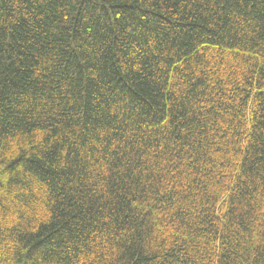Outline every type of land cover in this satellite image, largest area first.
<instances>
[{
  "label": "trees",
  "instance_id": "1",
  "mask_svg": "<svg viewBox=\"0 0 264 264\" xmlns=\"http://www.w3.org/2000/svg\"><path fill=\"white\" fill-rule=\"evenodd\" d=\"M0 264H264V0H0Z\"/></svg>",
  "mask_w": 264,
  "mask_h": 264
}]
</instances>
